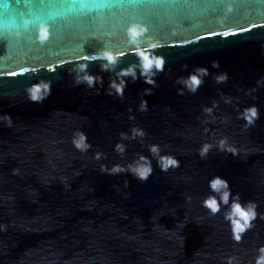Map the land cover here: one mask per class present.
<instances>
[{"label": "water", "instance_id": "95a60500", "mask_svg": "<svg viewBox=\"0 0 264 264\" xmlns=\"http://www.w3.org/2000/svg\"><path fill=\"white\" fill-rule=\"evenodd\" d=\"M133 26L145 29L136 43ZM138 50L164 61L155 86L140 77ZM104 52L117 58L111 72ZM201 67L198 90L178 95L177 81ZM129 68L140 78L122 77L121 100L110 84ZM85 74L103 85L77 83ZM48 83L32 102L29 90ZM253 106L249 125L239 114ZM132 128L145 136L121 140ZM77 133L90 148L74 146ZM139 156L151 160L146 182L101 170ZM160 156L179 166L161 170ZM217 176L258 205L239 242L227 209L203 206L225 191H210ZM262 217L264 0H0V264H256Z\"/></svg>", "mask_w": 264, "mask_h": 264}, {"label": "clouds", "instance_id": "9594fccd", "mask_svg": "<svg viewBox=\"0 0 264 264\" xmlns=\"http://www.w3.org/2000/svg\"><path fill=\"white\" fill-rule=\"evenodd\" d=\"M145 29L137 28L133 26L129 29V37L130 41L132 43H136L138 41V38L141 37L144 33ZM47 36L46 29L41 30V39H45ZM157 44L152 43L149 45V48H156ZM137 55L139 57V73L140 77L144 78L143 82L145 84H151L155 86V80L150 78L151 76H155L156 72L153 71L155 69L157 72L163 70L164 67V61L161 58L154 57L150 54V52L138 50ZM97 59H103L106 61L105 64L101 66V71L111 72L112 67L117 62V58L110 52H104L101 56L96 57ZM212 66L214 68H219V62L213 61ZM86 65H81L79 67L80 72H84L86 69ZM209 73L206 68H197L194 70L193 73H190L189 76L186 79H179L177 83L183 85V89L178 90V95L184 94V89H188L191 93H195L198 90V87L204 82L202 79L203 77L207 76ZM117 80L119 81L117 83L116 80L112 81L110 84V88L114 89L115 92L119 95L121 100H123V93L124 89L127 86L126 80L122 77L131 76L133 82H135L138 78L137 72L133 68H129L127 70H121V72L116 74ZM227 73H223L221 76L216 77L217 82H226L227 81ZM76 82H87V84L92 87L95 83H99L101 86L103 85L102 77L96 76L93 77L91 75L85 74L82 78L80 75H77ZM42 90L44 91L45 95H41ZM255 91V89H253ZM51 94V88L50 83L43 84V85H36L33 86L29 90V99L32 102L35 103H42L44 99L47 98L48 95ZM111 94V93H109ZM152 94V89L147 88L144 90V95L148 96ZM148 102L147 100H142L140 103V110L141 111H147ZM131 111V109H129ZM258 112L259 110L253 106L250 108H246L243 110L242 113L239 114V118L244 119L247 121L249 125H251L255 119L258 118ZM133 117H130V119ZM4 119L9 121V124L11 122V117L6 116ZM131 137H129L125 133H121L120 137L121 140H127L129 138L135 140L137 136L144 137L145 133L143 130H139L137 128H132L131 130ZM78 136L77 140H74V146L81 151L87 150L91 147V145L87 144V137L84 133H77ZM223 143V142H222ZM209 146L205 145L203 149L200 150V155L203 157L206 155L208 151ZM115 150L121 154L124 153L125 148L121 144H117L115 146ZM150 155H157L159 153V146L152 145L149 147ZM102 153H97L96 158L100 159ZM106 158V157H105ZM159 166L161 167V170L167 171L169 167H178L179 161H177L175 158L171 156H160L158 161ZM135 165V167H133ZM102 171L108 172L109 175L111 174H119L125 171H128L129 174H132L134 178L139 179L141 181H147L148 177L152 174V166H151V160L148 157L145 156H139L138 161H133L132 164L128 166L127 169L120 167V166H114L112 169H107L105 166H101ZM209 188L211 192H219L220 188L225 189L222 193H219V202L215 196H209L203 201V206L210 210L212 214H216L220 212L221 205H223L227 210L225 212V219L229 222L233 238L239 242L242 238V234L246 233L251 227H252V221L257 218V212L256 208L258 205L255 202L249 201L247 203H241V197L239 193L233 195L231 192V188L228 184V182L221 177H214L209 181ZM264 218V217H262ZM259 256L256 258V264H264V246H262L259 249ZM229 264H231V260H229Z\"/></svg>", "mask_w": 264, "mask_h": 264}]
</instances>
